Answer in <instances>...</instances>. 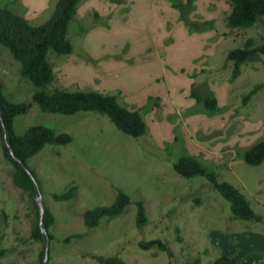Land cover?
I'll use <instances>...</instances> for the list:
<instances>
[{
	"label": "rangeland",
	"instance_id": "1",
	"mask_svg": "<svg viewBox=\"0 0 264 264\" xmlns=\"http://www.w3.org/2000/svg\"><path fill=\"white\" fill-rule=\"evenodd\" d=\"M187 1L125 0L100 20L83 19L82 31L70 27L71 54H49L53 87L115 95L123 106L139 110L147 131L133 138L98 113H44L34 103L15 119L19 135L40 125L72 139L64 146H45L26 164L54 217L47 264H97L90 255H116L126 264H209L221 256L238 264H264V162L253 167L243 161L246 150L264 141V55L245 62L234 81L233 64L226 60L248 39L254 46L264 44V17L251 28L229 30L225 0L213 6L192 0L189 20L210 21L208 13L217 20L213 29L189 30L171 6H187ZM5 6L33 26L47 21L54 9L50 0H0V8ZM19 68L0 45L4 94L13 102H31L35 88ZM256 84L262 89L244 103ZM192 89L203 97L213 94L218 112L191 98ZM184 156L236 187L261 221L234 220L229 202L206 178L178 176L173 164ZM12 171L0 141V248L7 250L0 264H40L43 243L30 237L35 198L13 184ZM72 185L77 187L73 199L54 200ZM118 190L131 200L125 211L101 219L96 228L85 227L83 214L110 206ZM138 203L147 217L141 228L136 226ZM157 239L171 249V258L157 247H139Z\"/></svg>",
	"mask_w": 264,
	"mask_h": 264
},
{
	"label": "trees",
	"instance_id": "2",
	"mask_svg": "<svg viewBox=\"0 0 264 264\" xmlns=\"http://www.w3.org/2000/svg\"><path fill=\"white\" fill-rule=\"evenodd\" d=\"M229 5V13L225 18V25L229 30L246 29L253 27L259 18L264 17V0H225ZM80 0H57L49 19L43 24L33 26L22 15L12 11L5 6L0 8V45L9 51L13 60L20 64L19 74L30 82L35 90L32 93L31 102H13L4 94L3 84L0 81V115L7 131V144L12 151L10 154L0 122V141L4 158L11 163L13 171L11 174L13 184L35 198L38 194L37 185L32 180L14 157L19 158L25 164L28 159L35 156L47 145L64 146L71 143L72 139L68 134H57L51 128L45 126H32L23 134H17L14 130V121L18 116L27 114L31 103L37 105L44 113L60 115H73L79 112H95L106 116L113 125L123 134L138 138L146 134L147 127L139 110L123 106L115 95L99 93L95 91H67L53 87L55 72L49 60V54L69 55L73 48L68 38L69 26L74 19ZM192 0L183 4H173L180 11V20L189 30H208L214 28V21L192 22L188 18L189 7ZM191 10V9H190ZM258 55H264V44L254 46L253 40L248 39L242 48H236L227 54L226 60L232 62L233 69L230 81L238 78L241 66L253 60ZM263 85L256 84L242 98L246 103ZM190 97L198 104H201L206 111L217 113L219 110L218 101L213 94L201 96L191 90ZM243 161L249 166H259L264 162V141L255 143L243 153ZM175 173L181 178L191 179L193 177H204L226 201L229 202L230 210L234 220L261 221V217L251 208L250 202L233 185L221 182L217 175L209 171L198 160L184 156L173 164ZM77 187L72 185L63 195H55L56 202L68 201L75 197ZM131 200L127 194L118 190L114 202L110 206L97 207L88 210L83 214L85 227L92 229L99 226L103 218H114L121 215ZM35 217L30 228L32 240L43 243L39 259L43 264L44 242L42 227L45 229L48 239L52 236L49 229L54 224L52 213L45 207L43 222L39 223L38 207L35 203ZM147 223L145 209L142 203H138L136 226L141 228ZM142 250H150L157 247L165 252L169 258L172 257L171 249L161 240L140 242ZM7 250L0 248V259L6 256ZM97 264H126L120 257L90 255ZM189 264V263H187ZM192 264H200L195 260ZM209 264H238L235 258L221 256Z\"/></svg>",
	"mask_w": 264,
	"mask_h": 264
},
{
	"label": "crops",
	"instance_id": "3",
	"mask_svg": "<svg viewBox=\"0 0 264 264\" xmlns=\"http://www.w3.org/2000/svg\"><path fill=\"white\" fill-rule=\"evenodd\" d=\"M56 1L57 0H50V2H52V4H54V5H55ZM124 1L125 0H80L76 15H75L74 19L72 20V22L70 23L69 28L72 27L73 25H76V28H77L76 30L82 31L83 27H82L81 21L83 19H85L87 17L88 18L91 17L92 19L100 20L102 14L110 12L111 9L118 10L119 8H121ZM131 1L135 2L137 0H129V2H131ZM138 1H140V0H138ZM221 1H224V0H221ZM216 2H218V0H212V1L209 0V5H211L212 3H216ZM81 5H83V8L81 7L82 9L80 8ZM213 5L214 4H212V6ZM171 6H173V4H171ZM195 8H196V6H195ZM229 10H230V8L228 6L227 11H224L225 17L228 15ZM207 17L208 18H206V20H210V21L217 20L216 17L213 16V14H211V13H208ZM96 27H97V25H94V28H96Z\"/></svg>",
	"mask_w": 264,
	"mask_h": 264
},
{
	"label": "water",
	"instance_id": "4",
	"mask_svg": "<svg viewBox=\"0 0 264 264\" xmlns=\"http://www.w3.org/2000/svg\"><path fill=\"white\" fill-rule=\"evenodd\" d=\"M0 122H1V126H2V130H3V134H4V138H5V144L10 152V154L13 156L12 154V151L11 149L9 148L8 144H7V131L5 129V125L3 123V120H2V117L0 115ZM15 161H17L20 166L28 173L30 174L32 180L34 181V183L36 184V181L31 173V171L27 168L26 164L21 161L19 158H16L14 157ZM35 203L38 207V213H39V223L40 225L42 224L43 222V216H44V213H45V205H44V202H43V199L41 197V194L40 192L38 191V194L37 196L35 197ZM42 233L44 235V238H45V242H44V258H43V264H47L48 262V244H49V239H48V236H47V233L45 231V229L42 227Z\"/></svg>",
	"mask_w": 264,
	"mask_h": 264
}]
</instances>
